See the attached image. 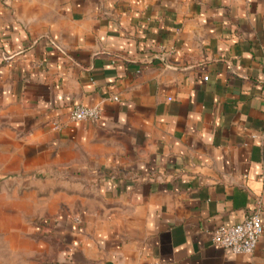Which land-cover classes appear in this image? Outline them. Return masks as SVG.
<instances>
[{"label": "crops", "instance_id": "obj_1", "mask_svg": "<svg viewBox=\"0 0 264 264\" xmlns=\"http://www.w3.org/2000/svg\"><path fill=\"white\" fill-rule=\"evenodd\" d=\"M263 69L264 0H0V119L58 182L66 257L264 264V234L212 240L264 223ZM78 103L101 119L70 122Z\"/></svg>", "mask_w": 264, "mask_h": 264}, {"label": "rangeland", "instance_id": "obj_2", "mask_svg": "<svg viewBox=\"0 0 264 264\" xmlns=\"http://www.w3.org/2000/svg\"><path fill=\"white\" fill-rule=\"evenodd\" d=\"M13 132L0 119V264H75L54 226L70 211L58 182L28 166Z\"/></svg>", "mask_w": 264, "mask_h": 264}, {"label": "built area", "instance_id": "obj_3", "mask_svg": "<svg viewBox=\"0 0 264 264\" xmlns=\"http://www.w3.org/2000/svg\"><path fill=\"white\" fill-rule=\"evenodd\" d=\"M264 74V69H263ZM208 79V76L204 77ZM114 99H118L117 96ZM102 117L100 105L87 106L81 103L74 105L68 116L70 122L94 121ZM62 125L55 122L54 127ZM264 234V223L260 215V209L251 212L243 221L232 225H220L212 231V240L216 246L229 249L237 254L252 253ZM158 264V263H154Z\"/></svg>", "mask_w": 264, "mask_h": 264}]
</instances>
